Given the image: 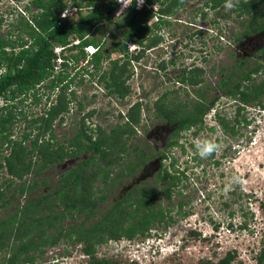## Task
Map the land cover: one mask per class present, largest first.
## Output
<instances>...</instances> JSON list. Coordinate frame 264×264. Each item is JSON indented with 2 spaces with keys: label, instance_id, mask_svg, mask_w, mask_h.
<instances>
[{
  "label": "trees",
  "instance_id": "trees-1",
  "mask_svg": "<svg viewBox=\"0 0 264 264\" xmlns=\"http://www.w3.org/2000/svg\"><path fill=\"white\" fill-rule=\"evenodd\" d=\"M148 1L153 3L156 0ZM69 2L74 7L81 5V1L78 0H32L25 5V10L31 11V4L41 9L38 12H31L29 18L21 14L19 24H10L14 29L10 28L7 35L0 37V99L5 101V105L0 106V150L10 149V154L5 159L8 173L11 175V178L5 180L0 187V213L7 212L5 217H0V253L8 251L0 264H35L36 252L43 255L45 247L60 243L64 236L70 240L74 239L72 241L74 244L78 242L84 244L83 252L89 256L87 264H138L136 260L123 262L98 257L97 245L107 239L117 240L122 237L132 239L139 233L146 235L153 225L164 223L169 226L175 221V216L170 215L171 207H162L155 202L158 199V190L153 186L135 188L123 198L109 204L104 210L99 208L101 203L109 199L114 187L121 185L126 175L137 172L143 163L152 158L137 144H132L131 150H127L126 147L127 141L137 134L136 127L141 118L140 102L129 108L126 121H119V124L113 125L109 130L100 125L91 128L86 124L87 118L95 113V110H90L83 115L81 126L69 139L70 147L63 146L62 143L59 145L60 142L52 132L53 123L62 113L69 110L72 100L68 97L70 84L63 82L75 77L66 71L65 75H57L47 84L52 90L58 88L56 102L51 104L45 113L30 120L28 125V128L32 127L30 132L25 131L18 139L13 137L12 125L17 120L13 108L16 106L15 103H10L31 91L36 101L39 99L38 87L54 74L57 58L55 46L70 45L66 48L67 54H63L65 59L62 63L63 68L87 58L89 54L86 52V46L98 47L88 59V64L93 69L92 72L87 70L88 73L101 78L110 93L125 98L131 93V86L127 81L134 76L132 63L139 60L147 49L163 38L159 35L154 39L151 35L154 31H150L155 30L154 27L160 26L164 21L161 19L153 27L149 25L148 21L154 12L146 8L137 9L134 0L126 13L128 21L119 18L115 24V30H121L123 26L129 25L124 32V42L120 46L124 57L111 60L112 66L103 69V61L109 56L103 54L104 45L101 38H90L87 33L93 28L94 23L106 17L100 10L84 15L80 12L75 20L62 17V12L68 10L71 5ZM176 2L167 9L161 7V11L164 13L173 11V7L177 6ZM233 2L236 5L233 8L236 13L234 19L244 29L241 34L236 35V41L264 30V0ZM92 4L94 3L89 1L88 5ZM223 4L225 0L207 2L208 6L214 8ZM108 8L115 9L116 6L109 4ZM2 22L3 19L0 18V25ZM25 35L30 39H25ZM74 40H78V43L74 44ZM148 40L149 43L144 45V41ZM128 42L136 43L139 46L138 52H130ZM260 53L264 59V47ZM210 69L215 71L216 64ZM262 69L264 64L257 62L253 65L246 59H240L234 64L229 63L228 67L220 72L224 74V78L216 88L224 90L228 95L238 96L243 103L263 105L264 79L254 81V74H258ZM183 70V77L185 80L188 79L190 84L196 85L202 81L204 73L202 68L194 66L191 70L186 68ZM200 95L202 99L193 109H188V105L182 102L173 109L165 101L163 104L158 102L157 114L171 122L179 121L178 130H186L194 125L202 126L204 115L214 106L218 97L207 102L206 98L211 97L210 93L206 95L207 97L203 96L202 92ZM83 107L80 103V108ZM242 108L243 106L239 107L236 119L237 122L247 125L248 120L241 112ZM120 117L123 115L120 114ZM218 120L226 131L236 133L225 118L218 116ZM34 131L36 133L33 135ZM49 131L51 137L47 139L46 134ZM30 138L32 141L29 146L25 141ZM52 139H56V145ZM178 143V140H175L171 145L175 146ZM131 151L135 153V160L129 158ZM89 152L95 153L63 173L58 181V187L56 184L48 187L49 182L46 178L39 179L48 167L60 163L67 155L77 157ZM163 157L166 155L163 154ZM171 165L173 170L169 171V168L163 165L158 174V179L163 182L161 191L170 203L173 189L181 180L179 173L185 172L176 168L174 161ZM27 175H31V180L15 184L14 179L23 180ZM99 179L102 180L103 186L96 188L95 182ZM45 186L48 187L47 191L39 190ZM24 194L30 195V198L23 207H20L14 198ZM135 194L137 196H134ZM11 207L13 208L10 209ZM183 207L184 204L179 203L178 216L189 214L188 211L182 210ZM74 214L78 217L84 215L85 219L65 227V219L67 217L74 219ZM89 218L91 222L88 223ZM235 258L234 252L229 251L216 264H232ZM257 261L258 264H264V248L260 251ZM199 264H212V261L205 260Z\"/></svg>",
  "mask_w": 264,
  "mask_h": 264
},
{
  "label": "rangeland",
  "instance_id": "rangeland-1",
  "mask_svg": "<svg viewBox=\"0 0 264 264\" xmlns=\"http://www.w3.org/2000/svg\"><path fill=\"white\" fill-rule=\"evenodd\" d=\"M86 2L85 0L82 3L84 14L91 11L87 9ZM207 2L209 0H188L184 8L180 9L178 14L171 19V24L160 27V32L164 37L161 44L132 63L134 76L127 82L131 85V94L127 98L121 99L108 93L98 78L88 73L87 70L93 71L92 66H86V61L81 60L71 64L68 68L62 67L64 69L62 71L54 72L47 81L38 87L39 99L37 102H33V95L27 93V96L21 95L10 103H15L16 106L13 111L16 113L17 120L12 125V130L14 138L18 139L23 136L25 131L30 132L32 129V127L28 128L30 120L45 112L50 107V102L55 100L58 91L52 90L47 84L57 75H65L66 71L74 72L75 77L68 78L70 84L68 97H72L70 109L64 113L62 123L59 118L56 119L54 130H52L58 141L66 142L78 131L83 115L89 110H95V113L87 119L86 124L91 128L100 125L109 130L113 125L119 124V121H123L120 113L124 115L131 104L139 98L143 99L144 109L137 126L138 134L127 141L126 147L127 150H131L132 143L138 144L147 151L150 157L154 156L152 163L150 166L146 164L143 166L144 168L141 166L139 171L126 175L122 185L117 186L109 199L99 205L101 210L120 199L121 196L123 197L133 184L138 183V180L146 178L145 174L149 169L153 176L147 179L150 182L146 186L154 187L155 185L151 184V181L156 177L158 160L162 156L159 152L166 153L163 164L164 167L169 168V171L173 170L171 165L173 161L176 168L185 171L179 173L181 180L173 189L171 203L163 197L160 191H158L159 198L155 201L162 207H171L170 215L175 216L173 223H170L169 226L164 223L153 225L146 235L139 233L132 238L130 244L128 237H122L118 243L107 239L97 245L96 256L98 257L128 262L131 258L129 256L137 250L136 255L141 259L137 260L138 264H199L205 260H211L212 264H216L227 252L232 251L236 256L232 264H258L257 257L264 248L263 131L254 129L251 132L252 127L242 123L239 127H235L237 133L233 134L230 130L226 131L211 117L213 115L211 111L206 117L208 120L204 121L201 128L194 127L183 131L177 138L179 143L170 147L169 141L176 140L170 134L173 127L158 117L153 110V103L159 96L171 91L174 86H178L176 75L192 64L204 65L203 60L207 53L210 54L208 60L223 58L224 63L227 60L232 62L230 57L234 49L235 37L237 34H241L244 29L234 19L236 13L233 8L226 10L224 4L214 8L206 5ZM25 4L26 0L20 2L0 0V18L3 19L2 25H0V36L7 35L10 28L14 29L10 24H19ZM32 9L30 13L26 11L29 16L31 12H36ZM68 11L70 14L72 13L68 15L71 20L77 19V14L73 13L72 8H69ZM114 27V24L103 23L100 29L93 28L90 37L101 38V43L107 45L110 43L112 35L118 39L122 33L117 29L114 32ZM263 43L264 31L243 39L240 46L249 47L247 52L257 55L259 53L258 45ZM118 55L115 53L113 57ZM216 62L210 61L205 67L208 69L210 64ZM105 68L103 65V69ZM210 73L212 76L204 78L206 83H203L211 94V97H207L206 100L211 99L212 95L222 94L216 91L215 87V84L219 83L221 79L217 76L216 69L215 71L210 69ZM263 79L264 69L257 74L254 81L259 82ZM197 88L198 86L186 84V87H180V93L177 95L170 94L168 101L171 104L173 99V106L179 102H184L189 106L190 103L196 102L195 89ZM236 97L220 95L216 110L222 112L223 116L226 114L227 117H230L240 102L239 97ZM80 103L84 106L82 109H79ZM3 105L5 102L0 100V106ZM252 114L253 112H250L247 115ZM211 124L215 126L214 130L210 129ZM35 133L36 131L33 132V135ZM50 134L51 131L46 136L50 137ZM197 138L216 142L219 145V150L206 159L200 158L193 144V140ZM30 139L25 141L29 146L31 145ZM9 150H3L4 154H7ZM94 153H84L79 157H67L58 165L48 167L39 179L46 178L49 182L48 187L55 184L58 187L60 175L71 170L78 165L79 161ZM129 158L136 159L133 151ZM217 161L220 162L219 166L215 164ZM2 162L3 154L0 152V185L11 178L6 166L1 165ZM235 177L239 179L236 180ZM30 178L31 175H27L23 180L14 179V181L18 185L31 180ZM157 185L159 186V184ZM47 186L41 187L39 190L47 191ZM95 186L101 188L103 183L97 180ZM181 202L184 204L182 210L188 211L189 214L178 216L179 203ZM6 213L1 212L0 217H5ZM73 216L74 219L71 217L65 219V227L85 219L84 215L78 217L74 214ZM97 216L95 219L98 218ZM87 220L88 223L91 222L90 218ZM73 240L64 236L56 245L58 247H45L46 252L43 255L36 252L35 264H49L55 258L65 254L72 257L70 259L61 257L60 261H63L60 264H87L89 256L84 254L83 248L72 243ZM147 240L152 247L149 250L147 249ZM156 246H159V249ZM5 254H8L7 250L0 253V262Z\"/></svg>",
  "mask_w": 264,
  "mask_h": 264
},
{
  "label": "flooded vegetation",
  "instance_id": "flooded-vegetation-1",
  "mask_svg": "<svg viewBox=\"0 0 264 264\" xmlns=\"http://www.w3.org/2000/svg\"><path fill=\"white\" fill-rule=\"evenodd\" d=\"M17 1V0H16ZM25 1V0H24ZM32 0H26V4L27 3H29V2H31ZM71 1V0H70ZM78 1H81V5L80 6H76L77 7V10H76V14H77V17L79 16V14H80V12L84 15V11H83V1H85V0H78ZM87 2H86V7H87V9H89V10H91V11H88L86 14H88V13H90V12H92V11H94V10H100L103 14H104V16L106 17L105 19H103V20H100V21H98V22H96V23H94V25H93V28H98V29H100V26L103 24V23H110V24H114V26H115V24H116V22H117V20L116 19H123L124 18V21L125 22H127L128 20V17H127V10H125L124 11V13L122 14V15H120V16H116V13H115V11H116V8L117 7H119V4L118 3H116L115 2V0H86ZM89 1H92L94 4H92V5H88V3H89ZM176 1H179V3L178 4H180V5H178L177 4V2ZM175 2H176V4H177V6L175 7H173V11H168L169 13H164V12H162L161 11V7H163V8H168V7H170V5L171 6H173V4L175 5V2H170V0H168V1H165V0H156V1H154L153 3H150V1H148V0H145V3H144V5H143V7L142 8H146V9H149V10H151V11H153L154 12V15H153V17L151 18V19H149V21H148V24L149 25H151L152 27L156 24V22H158V21H160L161 19L164 21V22H162L161 24H160V26H158V27H154L155 28V30H153V29H151V31L150 32H152V31H154V32H152L151 33V35H152V37L155 39L156 38V36H163L162 35V33L160 32V27H162V25H166V24H171V19H173V17L175 16V15H177L178 14V12L180 11V9H182V8H184V6H185V4H186V2H188V0H176ZM210 1V0H209ZM18 2H20V1H18ZM25 4V5H26ZM109 4H112V6H116V8L115 9H111V8H108V5ZM136 5V4H135ZM154 5H155V7H154ZM206 5H207V3H206ZM74 6L73 5H71L69 8H73ZM30 8H33L32 10H34V11H36V12H38L41 8H39L38 6H36V5H34V4H31L30 5ZM69 8H68V10H69ZM137 8V7H136ZM138 9V8H137ZM141 9V8H140ZM26 10H25V6H24V9H22V13L21 14H23L25 17H27V18H29L30 16L28 15V13L27 12H29L30 13V11H27L26 13ZM116 19H115V18ZM68 18H70V17H68ZM107 18H111V19H107ZM71 19V18H70ZM112 20V22H110ZM167 22H169V23H167ZM93 28L90 30V32L93 30ZM129 28V25H125V26H123L122 27V29H121V31H122V33H121V35H120V37L117 39V38H115V36H113L112 35V39H111V41H110V43H108L107 45L105 44V43H102L104 46H103V54L105 55H108L109 57L105 60V61H103V65H105V67L106 68H108V67H110V66H112V64H111V60H115V59H118V58H121V57H124V54L122 53V49H120V46H121V44L124 42V32L127 30ZM113 31L115 32V27L113 28ZM264 31V30H263ZM263 31H261V32H258V33H255V34H253V35H256V34H261ZM90 32L89 33H87V36L88 37H90ZM7 34H8V32H7ZM253 35H251V36H253ZM251 36H247V37H251ZM1 37V36H0ZM7 37V36H6ZM247 37H245V38H247ZM90 38H93V37H90ZM245 38H243V39H245ZM25 39H30L29 38V36L28 35H25ZM243 39L242 40H238V41H236V40H234V42H235V44H233V47H234V49L232 50V52H231V60H232V62L231 61H229V60H227L225 63H224V59L223 58H217V59H215V60H208V57H209V55L210 54H206L205 56H204V65H201V64H192L191 66H189V67H187V69L188 70H191V69H193L194 68V66H198V68H202L203 70H204V73H203V75H202V81L200 82V83H198V84H196V85H193V84H190V81L188 80V79H184V77H183V71L184 70H182L181 72H180V74L179 75H176L177 76V78L178 79H176V81H177V83H178V86H174L173 87V89L171 90V91H167V92H165V93H163L161 96H159L155 101H154V103H153V110H154V112L156 113V115L158 116V114H157V103L158 102H162L161 104H163V101H165V103H167L172 109L175 107V106H177V105H174L173 106V99H172V103L170 104L169 103V95L170 94H175V95H177L178 93H180V87H186V84L187 85H191V86H198V88L197 89H195V93H196V102H194V103H190L189 104V106H187V108L188 109H193L196 105V103L197 102H200L201 101V92H202V94H203V96H206L208 93H209V89L208 88H206L205 86H204V84L203 83H206L205 81H204V78H209L210 76H212L211 75V73H210V67L211 66H213L214 64H216V74H217V76L219 77V78H224V74L223 73H220L224 68H226V67H228V64L230 63V64H234V63H236V61H238V60H240V59H246V60H248V61H251L252 62V64L253 65H255L257 62H260V63H262V64H264V59H263V57L261 56V53H260V50L264 47V43L262 44V45H258V47H259V49H258V54L257 55H255V53L254 54H250L249 52H247L248 50H249V47H247V46H244V45H242V46H240L241 45V43L243 42ZM102 40V39H101ZM164 40V37L162 38V40L161 41H159L158 43H156V44H154L152 47H150V49H147L145 52H144V54L145 53H147L149 50H151V49H153V48H155V47H158L160 44H161V42ZM75 41V40H74ZM147 43H149V40L148 41H144V45H146ZM142 47V46H141ZM115 53H117V54H119L117 57H113V54H115ZM143 54V55H144ZM212 54V53H211ZM112 55V56H111ZM111 56V57H110ZM88 59H90L89 57H87V58H85L84 60L86 61V63L88 62L89 63V61H88ZM139 59H141V57L139 58ZM81 61V60H80ZM138 61V60H137ZM210 61H217L216 63H213V64H210V66L208 67V69H207V67H205L206 65H207V63H209ZM229 61V62H228ZM185 69V68H184ZM207 73H209V74H207ZM260 73V72H259ZM258 73V74H259ZM208 75V76H207ZM257 76V74H254V78ZM71 79V78H70ZM221 79H220V81H219V83L221 82ZM98 80H99V82H100V84L101 85H103L102 87L104 88V89H106V87H105V85L103 84V81L101 80V78H98ZM129 80V79H128ZM66 82H68V79L67 80H65L63 83H66ZM128 82V81H127ZM128 84V83H127ZM217 84H218V82L215 84V87L217 86ZM130 85V84H129ZM201 85V86H200ZM131 86V85H130ZM200 89L202 90L201 92H200ZM217 90L216 91H219V93H222V94H217V95H212V98H216V97H218L217 98V100H216V102H215V104H214V106H212L211 107V109L204 115V121L205 120H208L206 117H208V115L211 113V111H212V118H214L215 120H216V122H218L219 124H220V122H219V120H218V116H220V117H222V118H225L230 124H231V126H233L234 127V129H235V127H239L240 125H241V123H239V122H237V119H236V117H237V114H238V109H239V107H241L242 106V104H244L245 106H251V105H255V104H253V103H242V101L241 100H239L240 102H239V104H238V106H237V109L235 110V111H233V114L230 116V117H227L226 116V114L223 116V114H222V112H220V111H218V110H216V106L218 105L217 103H218V99H219V97H220V95H228V94H226L225 93V91H222L221 89H218V88H216ZM106 90H108V89H106ZM57 91H58V93H59V90H58V88H57ZM32 93V94H31ZM31 93H28V95H33V99H32V101L33 102H37L36 101V97H35V95L33 94V92L31 91ZM108 93H110L109 91H108ZM111 95H115L114 97H118V98H121V97H119V96H117L116 94H114V93H110ZM131 93H129L128 95H126V97L125 98H127L129 95H130ZM166 94H168L167 96H166ZM205 94V95H204ZM23 95H26L27 96V94H23ZM211 95V94H210ZM58 96V94H56V98H55V100H54V98H53V100L54 101H52V102H50V104H54L55 102H56V100H57V97ZM166 96V97H165ZM230 96H232V95H230ZM207 97V96H206ZM236 97V96H235ZM19 98V97H18ZM17 98V99H18ZM70 98H72V97H70ZM211 98V99H212ZM237 98V97H236ZM121 99H123V98H121ZM211 99H208L207 100V102H209ZM1 100V99H0ZM2 101H4V100H2ZM5 102V101H4ZM72 102V100L70 101V103ZM141 103V105H140V107H141V116H142V110L144 109V102H143V99L142 98H139L137 101H135L133 104H131V106L132 105H135V104H137V103ZM180 103V102H179ZM182 103H184V102H182ZM51 106V105H50ZM130 106V107H131ZM129 107V108H130ZM50 108V107H49ZM48 108V109H49ZM47 109V110H48ZM69 109H70V104H69ZM79 109H82V108H80V105H79ZM46 110V111H47ZM129 110V109H128ZM245 110V108H242L241 109V112L242 111H244ZM45 111V112H46ZM90 111V110H89ZM88 111V112H89ZM45 112H43V113H45ZM66 112H68V111H66ZM66 112H64V113H66ZM128 112V111H127ZM126 112V113H127ZM42 113V114H43ZM64 113H62L58 118H59V121H60V123H62V121L64 120L63 119V117H64ZM126 113L123 115V121L122 122H124V121H126L127 119H126ZM86 114V113H85ZM121 114V113H120ZM158 117H160V116H158ZM57 118V119H58ZM161 119H163V120H165V122H167V124L169 125V126H172L173 127V131L170 133L171 134V136H173V139L175 138L176 140H177V138H179V136H180V134L183 132V131H187V130H190L191 128H194V127H198L197 129H199V128H201L203 125H204V122H203V125L202 126H200V125H194V126H192V127H190L189 129H186V130H178V127H179V125H180V122L179 121H173V122H171V121H169V120H167V119H165V118H163V117H160ZM239 120H241V114L239 115ZM87 119H89V118H87ZM140 120H141V118H140ZM55 121H56V119H55ZM54 121V122H55ZM82 122V121H81ZM208 122V121H207ZM207 122H205V124H207ZM140 123V122H139ZM138 123V124H139ZM138 124H137V126H138ZM220 125H222V124H220ZM53 126H54V123H53ZM223 126V125H222ZM224 127V126H223ZM136 128H138V127H136ZM225 128V127H224ZM210 129L211 130H214L215 129V126L213 125V124H211V126H210ZM52 130H54V128H52ZM138 130V129H137ZM237 129H235V131H236ZM237 133V132H236ZM236 133H234V134H236ZM137 134H138V132H137ZM136 134V135H137ZM135 135V136H136ZM13 137H14V134H13ZM50 137H51V134H50ZM50 137H47L46 136V138L47 139H50ZM134 137V136H133ZM132 137V138H133ZM131 138V139H132ZM69 139L70 138H68L67 139V141L66 142H60V144L59 145H61V143H62V145L63 146H67V147H70V144H69ZM58 140V139H57ZM31 141H32V139H30V143H31ZM173 141H175V140H171V141H169V146L170 147H173L172 145H171V143L173 142ZM52 142L56 145L57 144V141H55V140H53L52 139ZM179 142V141H178ZM132 144H134V143H132ZM138 145V144H137ZM126 146H127V144H126ZM8 149H6V151H7ZM0 152L3 154V164L1 163V165H5L6 166V170H7V162H6V156L7 155H9L10 154V150L7 152V154H4V151L3 150H0ZM151 153H152V151H151ZM162 156H160V158H159V165H158V170L156 171V177H154L153 178V180L151 181V184H153V185H155L154 187H156L157 188V190L158 191H160L161 193H162V195H163V197H165L164 196V193L161 191V189H162V186H161V184H163V182L162 181H160L158 178V174H159V171H160V169L162 168V166L164 165L163 164V160L166 158H164L163 157V154H165L166 155V153L165 152H159ZM82 155V154H81ZM80 156V155H79ZM79 156H77V157H79ZM67 157H72V156H69V155H67L63 160H61V162H63ZM75 157V156H74ZM154 157V156H153ZM152 157V158H153ZM152 158H150L147 162H145V163H143L141 166L143 167L144 165L146 166V164L148 165V166H150L151 165V161H152ZM60 162V163H61ZM59 163H57V165H58ZM217 166H219L220 165V162L219 161H217L216 163H215ZM141 167V168H142ZM140 168V169H141ZM144 168V167H143ZM139 169V170H140ZM139 170H137V171H139ZM7 172H8V170H7ZM68 172V171H67ZM132 174V173H131ZM10 175V174H9ZM146 176V178H142L141 179V181L140 180H138V183H135V184H133L130 188H129V190L127 191V192H125V194H124V196L127 194V193H129L130 191H132L133 189H135V188H138V189H140V188H142V187H148V186H146V185H149V182H148V178L149 177H151V176H153V174H152V171L149 169V171L147 172V174H145ZM61 176V175H60ZM10 177H11V175H10ZM26 177V176H25ZM31 179V178H30ZM100 180V182H102V180L101 179H99ZM158 180V181H157ZM157 181V182H156ZM157 184H159V186L157 185ZM121 185H122V183H121ZM120 185V186H121ZM2 186V184L0 185V187ZM118 186V185H117ZM117 186L116 187H114V190H115V188H117ZM113 190V191H114ZM113 191H111V193L113 192ZM36 195L38 194V192H36L35 193ZM123 196V197H124ZM134 196H137L136 194L134 195ZM133 196V197H134ZM22 197H24L23 199H22ZM122 196H121V198H123ZM30 198V195H28V194H24V195H17V197H15L14 198V200L17 202H19L18 203V205L20 206V207H23V205L25 204V202L28 200ZM120 198V199H121ZM158 198H159V192H158ZM166 198V197H165ZM158 200V199H157ZM12 206H14V205H12ZM13 208V207H12ZM110 240H115V241H120V239H110ZM128 240H131V239H128ZM77 245L76 246H78L79 248H83V244L82 243H80V242H78V243H76ZM56 245H58V244H56ZM56 245H53L52 246V248H54V247H58V246H56ZM75 247V246H74ZM77 247V248H78ZM78 248V249H79ZM50 250H51V248H50ZM45 252H46V250H45ZM69 253V252H68ZM64 256H67L66 254L64 255ZM64 256H60V257H57V258H55V260H57L58 258H61V257H64ZM28 264V263H27Z\"/></svg>",
  "mask_w": 264,
  "mask_h": 264
},
{
  "label": "built area",
  "instance_id": "built-area-1",
  "mask_svg": "<svg viewBox=\"0 0 264 264\" xmlns=\"http://www.w3.org/2000/svg\"><path fill=\"white\" fill-rule=\"evenodd\" d=\"M120 7H121V5H120ZM120 7H117L116 8L117 9L115 11L116 16L122 15V14H118L117 15V12L120 9ZM72 9H73V13L76 14L77 7H73ZM127 9H129V7ZM71 14L69 13L68 10H64L62 12L61 16L62 17H69L68 15H71ZM73 43L74 44H77L78 43V40L73 41ZM127 44H128V47H129V51L130 52H134V53L138 52L139 46L136 43H134V42H128ZM68 46H70V45H67V46L57 45V46L54 47V51H55V53L57 55V58L55 60L56 61V65H55V69H54L55 72H58L60 70L62 71V69H63L62 68V63L65 61L63 54H67L66 53V50H67L66 48ZM85 49H86V52L89 54L88 57L90 58V55H92L95 51L98 50V47H95L93 45H89V46H86ZM73 73L74 72H71L72 75H73ZM246 110H248V112H253L252 115L248 116V119H252V120L255 119V122H256L255 129H258V131H260V132L263 131V133H264V112H263V110H264V104L263 105H261V104L260 105L259 104L258 105L255 104V105H251V106H246ZM249 126L253 127L252 125H249ZM148 240H147V249L149 250L152 247H151V244L148 242ZM111 241L114 242L115 240H111ZM115 242L118 243V241H115ZM128 243L130 244L131 243V240H128ZM136 253H137V250L134 251V253H132L131 256H129V257H131L130 258V261L141 260L140 257L138 255H136ZM70 257H72V256H66V257H63L62 259H64V258L70 259ZM59 261H60V258H58L57 260H52V262H50L49 264H60L63 260L60 261V262Z\"/></svg>",
  "mask_w": 264,
  "mask_h": 264
},
{
  "label": "clouds",
  "instance_id": "clouds-1",
  "mask_svg": "<svg viewBox=\"0 0 264 264\" xmlns=\"http://www.w3.org/2000/svg\"><path fill=\"white\" fill-rule=\"evenodd\" d=\"M115 2L121 5L120 9L117 12V15H118V14H123L124 11L133 4L134 0H115ZM144 3H145V0H135L136 7L138 9L142 8ZM236 3H238V0H236ZM235 6L236 5L233 2V0H225L224 7H225L226 10H231ZM154 7H155V5H154ZM88 65L89 64L87 62L86 66H88ZM85 68H87V67H85ZM242 106H243V108H245V110L242 111V113L246 116V118L248 120V124L247 125H252L253 126L251 128V130H250L252 132L255 129V127H256L255 119H253V120L252 119H248V115L247 114H249L250 112H248V110H246V106L244 104H242ZM245 111H246L247 114L245 113ZM193 144L195 145V149H196L197 154L202 159L208 158L209 156L213 155L215 152H217L219 150V145L216 142H214L212 140H208V139H199V138H197V139L193 140ZM234 179L238 180L239 178L235 177ZM156 247H157V249H159V246H156Z\"/></svg>",
  "mask_w": 264,
  "mask_h": 264
}]
</instances>
